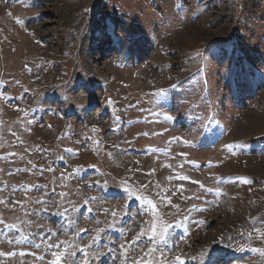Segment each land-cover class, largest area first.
Returning <instances> with one entry per match:
<instances>
[{"label":"rangeland","instance_id":"obj_1","mask_svg":"<svg viewBox=\"0 0 264 264\" xmlns=\"http://www.w3.org/2000/svg\"><path fill=\"white\" fill-rule=\"evenodd\" d=\"M230 38L229 48L209 49ZM203 60L225 124L209 138L201 133L209 109L200 83H183ZM237 91L241 102L232 105ZM261 140L264 0H0V200H9L0 203V216L24 233L34 230L33 222L36 233L41 226L57 231L47 218L71 201V242L90 243L98 227L114 235L125 229L121 240L111 238L116 247L95 245L89 264H125L120 244L150 218L138 215L141 202L127 197V182L148 185L141 194L154 202L164 189L179 205L178 213L171 205L160 208L186 235L164 251L168 260L180 255L201 264L219 255L218 264H264ZM102 190L117 196L103 201ZM81 228L90 230V241L75 240ZM13 244L0 236V251ZM144 244L142 238L128 258ZM236 252L243 261H229ZM40 253L43 261L0 256V264H47L50 253Z\"/></svg>","mask_w":264,"mask_h":264},{"label":"snow or ice","instance_id":"obj_2","mask_svg":"<svg viewBox=\"0 0 264 264\" xmlns=\"http://www.w3.org/2000/svg\"><path fill=\"white\" fill-rule=\"evenodd\" d=\"M19 22V21H18ZM175 87V86H174ZM158 95H162L161 93H158ZM31 123V121H29ZM98 129L93 126L92 131L96 132ZM15 135V133H12ZM178 139V138H174ZM185 143H187L185 141ZM227 148H231L230 145H226ZM65 151L71 152V149H66ZM9 155H16L15 153H9ZM186 155V154H181ZM62 159V157H61ZM170 167V165H166ZM182 167V165H181ZM51 171V169H48ZM19 171V170H18ZM23 171H28L27 169H23ZM155 170H152L154 173ZM11 174V173H10ZM179 179H188L186 176H181ZM247 183L248 181H244ZM125 183L124 192L127 194L128 198H135L136 200L140 201L144 207L142 211H138V215L144 216L149 215L150 218L148 220H145L140 225L139 231L136 232V234L133 236V238L130 241H125L120 244V255L124 258L125 264H186L185 260L180 255H175L173 259L168 260L166 258L165 252L161 251L160 246L163 245L165 248H167L169 244V239L171 237V230L177 226L180 221L177 220L174 223H169L164 219L163 213L160 212L161 207H165L168 205H171V207L175 208L177 210V213L180 211L179 205L172 204L171 198L168 197L165 194L164 189H161V191L156 192L157 200L154 202L152 199H149L148 197L141 194V189H147L148 185H141L140 189H135L133 187H129L127 185V182ZM199 183V182H194ZM155 187L160 188V185L157 184ZM201 188H203V185H200ZM208 191H211V189H208ZM217 192L219 190L217 189ZM175 195V193H173ZM199 199V197H196ZM91 200H94L95 197L89 198ZM89 201L85 200V204H87ZM0 203H6L5 200H0ZM13 204L20 203L19 201H13ZM89 212H91V209H88ZM189 212L191 209L188 210ZM67 212V210H65ZM111 216L115 218L117 216V212L113 210L111 212ZM184 220H187L188 217L184 216ZM30 223V222H29ZM74 223V222H73ZM109 228L113 227V224L110 223L108 225ZM14 230L16 233H19L18 235H11L9 236L7 234V230ZM105 229L103 228H96L95 229V235L92 237L91 242L88 245H85L84 247L79 248V252L83 254L84 259L82 260L81 264H89V261L87 259V252L85 251L86 248L92 247L94 243L99 242L101 239V233ZM50 234L48 237L47 242L45 243V248L50 253V259L47 260V264H65V261L70 260V264H76L75 259H72L76 256L77 252V246L73 243H69L68 241H57L56 243H52L51 239L54 238L57 233L52 231V229L47 230ZM255 231L259 232V229H255ZM81 233H86L87 229L81 228ZM0 234L5 235V239L8 243H15V244H28L31 245L34 248H39L40 244H33L32 240L29 238L28 235H25L22 231V229L17 225L16 223H8L4 220L2 216H0ZM142 238H145L147 243L144 244L143 249L141 250L140 255L129 259L127 256V252L129 249H132L133 247H139V242ZM159 252V256L157 257L155 254ZM17 255L16 252H2L0 251V256H15ZM20 256L24 255H33L36 259L44 260V256L36 257L35 253L31 252H19ZM203 255V254H202ZM190 259H195V257H190ZM23 264V262H21Z\"/></svg>","mask_w":264,"mask_h":264},{"label":"trees","instance_id":"obj_3","mask_svg":"<svg viewBox=\"0 0 264 264\" xmlns=\"http://www.w3.org/2000/svg\"><path fill=\"white\" fill-rule=\"evenodd\" d=\"M230 41L234 42V39L230 38V40H228L226 42L217 43L215 45L210 46L209 49H214V48H219V47H222L223 49H227V48H229L231 46L230 45ZM229 58H231V57H229ZM199 73L204 75V77L206 79V82L208 84V88L210 89L211 88V86H210L211 79L207 75V67H206V64L204 63V60L201 63H199L197 65V67L194 70H192L189 74H194L193 76H195V77L192 76L193 79L198 80L199 83H200ZM189 74H187V75H189ZM238 95L241 97L242 93L238 92Z\"/></svg>","mask_w":264,"mask_h":264}]
</instances>
